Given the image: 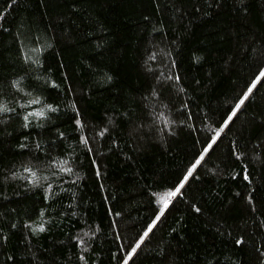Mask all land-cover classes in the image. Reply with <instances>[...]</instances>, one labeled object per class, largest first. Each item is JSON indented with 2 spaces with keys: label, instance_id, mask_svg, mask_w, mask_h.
<instances>
[{
  "label": "trees",
  "instance_id": "1",
  "mask_svg": "<svg viewBox=\"0 0 264 264\" xmlns=\"http://www.w3.org/2000/svg\"><path fill=\"white\" fill-rule=\"evenodd\" d=\"M262 73L264 0H0V264H264Z\"/></svg>",
  "mask_w": 264,
  "mask_h": 264
},
{
  "label": "snow or ice",
  "instance_id": "2",
  "mask_svg": "<svg viewBox=\"0 0 264 264\" xmlns=\"http://www.w3.org/2000/svg\"><path fill=\"white\" fill-rule=\"evenodd\" d=\"M262 75H264V73H262ZM249 91H251V89H250ZM246 98H247V97H245V99H246ZM242 103H243V100L241 101V104H242ZM197 163H199V161H198ZM189 175H191V172L189 173ZM185 179H187V177H186ZM181 187H183V185H181ZM178 191H179V189H177V192H178ZM175 195H176V192H173V193H169L167 196H165V197L162 198L165 207L167 206V204H168L170 198H171L172 196H175ZM150 230H151V229H149V231H150ZM145 235H147V233H145ZM136 247H139V244H137ZM134 251H135V249H133V252H134Z\"/></svg>",
  "mask_w": 264,
  "mask_h": 264
}]
</instances>
